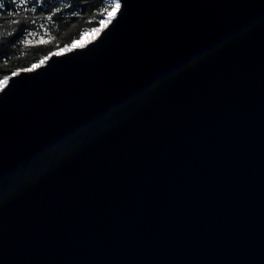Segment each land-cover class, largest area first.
Returning a JSON list of instances; mask_svg holds the SVG:
<instances>
[{
	"label": "water",
	"instance_id": "1",
	"mask_svg": "<svg viewBox=\"0 0 264 264\" xmlns=\"http://www.w3.org/2000/svg\"><path fill=\"white\" fill-rule=\"evenodd\" d=\"M119 2L0 87V264H264V0Z\"/></svg>",
	"mask_w": 264,
	"mask_h": 264
},
{
	"label": "trees",
	"instance_id": "2",
	"mask_svg": "<svg viewBox=\"0 0 264 264\" xmlns=\"http://www.w3.org/2000/svg\"><path fill=\"white\" fill-rule=\"evenodd\" d=\"M0 5H3L0 8V34L5 37L0 38L1 82L19 70L38 64L49 54L84 39L101 25L113 7V0H28L23 9L14 0H0ZM32 8L36 9L35 13L31 12ZM17 10L20 15L14 18L23 21L20 31L9 23L13 17L7 15L9 11ZM54 12L57 14L48 21L46 17ZM31 20L36 23L31 24ZM7 32H15V35L9 37ZM25 39L28 43L22 42Z\"/></svg>",
	"mask_w": 264,
	"mask_h": 264
},
{
	"label": "snow or ice",
	"instance_id": "3",
	"mask_svg": "<svg viewBox=\"0 0 264 264\" xmlns=\"http://www.w3.org/2000/svg\"><path fill=\"white\" fill-rule=\"evenodd\" d=\"M14 2L17 3V4L20 6L21 9H23V8L28 4V0H14ZM2 7H3V5H0V8H2ZM120 7H121V5H120L119 0H116V3L114 4V7H113L112 12H109V20H111V19L113 18V16H114L116 10L120 9ZM35 11H36L35 8H32V9H31V12H32V13H35ZM59 11H60V10L57 9V12H59ZM24 12H25V11H24ZM56 14H57V13L54 12V13H52L51 15H48V16L46 17V19H47L48 21H52L53 18H54V16H55ZM7 15H8L9 17H13V19H11V20L9 21V23H10L11 25H16V26H17V31H20V30H21L20 26L23 24V21H22V20H17V19L14 18V17H16V16H19V15H20V12H19L18 10L15 11V12H13V11H9V12L7 13ZM25 19H28V17L25 16ZM30 23L34 25V24L36 23V21H35V20H31ZM104 23H107V21H102V24H104ZM41 27H43V24L41 25ZM25 31H26V29H25ZM93 31H94V34H95V32H98L99 29H94ZM13 35H15V32H7V36L10 37V36H13ZM28 35H31V33H28ZM0 38H5V37H3V34H0ZM22 42H23V43H28V40L25 39V40H23ZM76 46H77V45L74 43V44H73V47H76ZM56 55H59V53H56ZM41 63H43V61H41ZM32 67L35 68V67H37V65H33ZM28 70L30 71L31 69H28ZM13 75H15V73H13ZM3 83H7V81H4Z\"/></svg>",
	"mask_w": 264,
	"mask_h": 264
},
{
	"label": "bare ground",
	"instance_id": "4",
	"mask_svg": "<svg viewBox=\"0 0 264 264\" xmlns=\"http://www.w3.org/2000/svg\"><path fill=\"white\" fill-rule=\"evenodd\" d=\"M112 10H113V9H112ZM112 10H111L110 12H112ZM116 13H117V10H116V12H115L113 18L115 17ZM113 18H112V19H113ZM112 19H111V20H112ZM111 20H109V14H108V15L106 16V18L103 20V21H107V23H104V24H102L101 26H99V27L96 28V29H99L98 32H95V34H94V31H92V32L87 36L86 39L84 38L83 40L77 42L76 45H84V44L88 43L89 41H91L92 39H94L95 37H97L98 34L100 33V31L102 30V28L105 27V26H106ZM68 48H69V47H68ZM66 49H67V48H65V49H63V50H66ZM61 50H62V49H61ZM4 81H6V80H3V81L1 82L0 87H2V86L5 84V83H3Z\"/></svg>",
	"mask_w": 264,
	"mask_h": 264
},
{
	"label": "rangeland",
	"instance_id": "5",
	"mask_svg": "<svg viewBox=\"0 0 264 264\" xmlns=\"http://www.w3.org/2000/svg\"><path fill=\"white\" fill-rule=\"evenodd\" d=\"M115 3H116V0H113V7H114V4H115ZM113 7H112V9H113ZM112 9H111V10H112ZM111 10H110V11H111ZM110 11H109V12H110ZM108 14H109V13H108ZM108 14H107V15H108ZM107 15H106V16H107ZM105 18H106V17H105ZM105 18H104V19H105ZM104 19H103V20H104ZM101 25H102V22H101ZM101 25H100V26H101ZM90 33H91V32H90ZM90 33H89V34H90ZM89 34H88V35H89ZM88 35H87V36H88ZM87 36L85 37V39L87 38ZM82 40H83V39H82ZM80 41H81V40H80ZM75 44H76V43H75ZM44 59H45V58H44ZM44 59H43L42 61H44ZM39 63H41V62H39ZM39 63H38V64H39ZM38 64H36V65H38ZM3 80H6V78L3 79ZM3 80H2V81H3ZM2 81H1V82H2ZM1 82H0V85H1Z\"/></svg>",
	"mask_w": 264,
	"mask_h": 264
}]
</instances>
